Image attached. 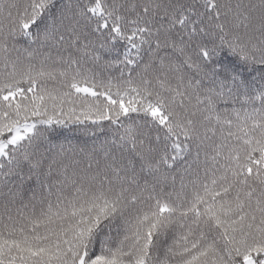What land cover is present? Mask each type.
<instances>
[{"label": "snow or ice", "instance_id": "obj_1", "mask_svg": "<svg viewBox=\"0 0 264 264\" xmlns=\"http://www.w3.org/2000/svg\"><path fill=\"white\" fill-rule=\"evenodd\" d=\"M0 264H264V0H0Z\"/></svg>", "mask_w": 264, "mask_h": 264}]
</instances>
